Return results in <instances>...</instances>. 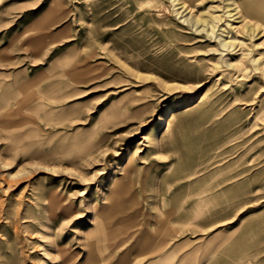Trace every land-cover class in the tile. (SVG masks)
<instances>
[{
    "label": "rangeland",
    "instance_id": "1",
    "mask_svg": "<svg viewBox=\"0 0 264 264\" xmlns=\"http://www.w3.org/2000/svg\"><path fill=\"white\" fill-rule=\"evenodd\" d=\"M45 9L73 22L83 117L0 126V264H132L162 238L264 264L262 21L232 0H0V54Z\"/></svg>",
    "mask_w": 264,
    "mask_h": 264
},
{
    "label": "crops",
    "instance_id": "2",
    "mask_svg": "<svg viewBox=\"0 0 264 264\" xmlns=\"http://www.w3.org/2000/svg\"><path fill=\"white\" fill-rule=\"evenodd\" d=\"M241 4L242 12L251 20L264 21V0H241ZM54 10L35 13L24 30L18 29L12 34L13 44L8 46H20L27 51L10 56L0 54V72L9 75V91H0V98L8 96L0 107L1 128L17 129L27 123L64 125L83 117L84 100L78 97L82 94L79 91L82 85L73 77L76 46L73 22L54 20L51 18L57 16L51 13ZM7 63L14 66L4 70L2 65ZM155 229L156 226H150L142 228L141 232L153 235ZM184 240L170 242L169 238H162L155 243L145 242L144 247L141 244V250H145L137 252L144 258L132 264H195L189 262L194 249L181 247ZM107 258L103 254L91 264H102Z\"/></svg>",
    "mask_w": 264,
    "mask_h": 264
},
{
    "label": "bare ground",
    "instance_id": "3",
    "mask_svg": "<svg viewBox=\"0 0 264 264\" xmlns=\"http://www.w3.org/2000/svg\"><path fill=\"white\" fill-rule=\"evenodd\" d=\"M232 3L234 5V8L237 10L238 14L242 17V4H241V1L237 2L236 0H232ZM181 7L185 8L186 5L184 4V2L181 3L180 5ZM233 10V9H232ZM226 19V18H225ZM204 20V19H203ZM232 24V23H231ZM262 24L264 25V22H262ZM247 26V25H246ZM248 26L250 27V29H255L252 25H249ZM248 28V27H247ZM248 30V29H247ZM262 30V29H260ZM259 31V30H258ZM257 32V31H256ZM255 32V33H256ZM221 34V33H220ZM228 38V37H227ZM239 40V39H238ZM222 41V40H221ZM230 42V40H228ZM223 42V41H222ZM238 43V42H237ZM236 43V44H237ZM228 44V43H227ZM255 57V56H254ZM253 58V57H252ZM264 63V62H263ZM44 253H47L46 251H44Z\"/></svg>",
    "mask_w": 264,
    "mask_h": 264
}]
</instances>
